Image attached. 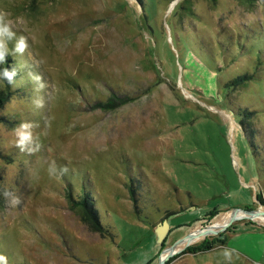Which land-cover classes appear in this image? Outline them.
Wrapping results in <instances>:
<instances>
[{
  "label": "rangeland",
  "instance_id": "obj_1",
  "mask_svg": "<svg viewBox=\"0 0 264 264\" xmlns=\"http://www.w3.org/2000/svg\"><path fill=\"white\" fill-rule=\"evenodd\" d=\"M5 23L0 264H264L263 216H233L264 212V0H0Z\"/></svg>",
  "mask_w": 264,
  "mask_h": 264
},
{
  "label": "trees",
  "instance_id": "obj_2",
  "mask_svg": "<svg viewBox=\"0 0 264 264\" xmlns=\"http://www.w3.org/2000/svg\"><path fill=\"white\" fill-rule=\"evenodd\" d=\"M2 81L5 85L4 90H0V113L2 112L4 105L10 100V98L13 97L11 82H9L8 79L2 78ZM1 121H5V119L0 118ZM131 200L137 202V199L135 198V192L133 190H130ZM69 200L73 203L74 208H80L81 212L83 213L82 220L85 224H87L90 229L97 233H102L104 235L105 232H108L103 223L101 222V219L99 217V214L97 210L94 207L93 202L90 200V196L84 195L83 197H75L70 194L68 196ZM213 245L208 244L207 246H203L202 248L194 247L193 249L199 251H205V250H211L213 249Z\"/></svg>",
  "mask_w": 264,
  "mask_h": 264
},
{
  "label": "clouds",
  "instance_id": "obj_3",
  "mask_svg": "<svg viewBox=\"0 0 264 264\" xmlns=\"http://www.w3.org/2000/svg\"><path fill=\"white\" fill-rule=\"evenodd\" d=\"M14 35V33L10 30V28L7 26V23H5L2 27H0V37H7L11 38ZM24 38H20V43L18 45V51L24 50ZM6 57L3 52H0V63H3L5 61ZM15 74V70L10 71L8 68H0V77L6 78L9 80V82L12 81L13 76ZM35 79L39 80V77H35ZM37 106H42V102L37 101ZM34 127L33 124L25 122L21 123L16 129L15 134L17 136V146L21 148V150H29L34 151L35 149L31 147V145L34 143L33 141V132L32 128ZM38 148L39 146L36 145ZM223 256L226 260L231 259V253L228 250H225L223 253ZM3 257H0V260H2Z\"/></svg>",
  "mask_w": 264,
  "mask_h": 264
},
{
  "label": "water",
  "instance_id": "obj_4",
  "mask_svg": "<svg viewBox=\"0 0 264 264\" xmlns=\"http://www.w3.org/2000/svg\"><path fill=\"white\" fill-rule=\"evenodd\" d=\"M235 212L237 213V212H239V210H236ZM242 212L248 213V214H250V215H252V216L264 215V212H262V211H254V212H246V211H242ZM168 232H169V226H168V224H167L166 222H163V223L157 228V236H158V241H159V243H162V242L164 241V239L166 238ZM193 236H194V234L191 235V236H189V237L186 238L185 240L191 241V240L193 239ZM183 242H184V240H181V241H179L178 244L180 245V244L183 243ZM178 244H177V245H178ZM175 247H176V246H175ZM175 247L173 246L169 251L173 250ZM173 255H174V254H171V255L169 254L165 260H162V259H161L160 264H165L166 261L169 260V259L171 258V256H173Z\"/></svg>",
  "mask_w": 264,
  "mask_h": 264
},
{
  "label": "crops",
  "instance_id": "obj_5",
  "mask_svg": "<svg viewBox=\"0 0 264 264\" xmlns=\"http://www.w3.org/2000/svg\"><path fill=\"white\" fill-rule=\"evenodd\" d=\"M262 197V196H261ZM260 207L262 208H264V200H263V197L260 199ZM261 220H263L264 221V219H263V217H261ZM261 227L263 228V230H264V225H261ZM263 238H264V234H263ZM262 240H264V239H262ZM244 255L245 256H247L248 258H252V259H256V258H254V256L252 255V254H248V251L246 250V248H245V253H244ZM256 263H258V261H256Z\"/></svg>",
  "mask_w": 264,
  "mask_h": 264
},
{
  "label": "bare ground",
  "instance_id": "obj_6",
  "mask_svg": "<svg viewBox=\"0 0 264 264\" xmlns=\"http://www.w3.org/2000/svg\"><path fill=\"white\" fill-rule=\"evenodd\" d=\"M240 214H242V215H240ZM238 215L244 217V216H246V213L238 212V213L234 214L233 216L235 217V216H238ZM261 216L264 217V215H261ZM199 232H202V231H199ZM199 232H197V233H199ZM197 233H195L194 236L197 235ZM194 236H193V238H194ZM197 237H198V235H197ZM192 240H193V239H192ZM165 259H166V257L163 255V256H162V260H165Z\"/></svg>",
  "mask_w": 264,
  "mask_h": 264
}]
</instances>
